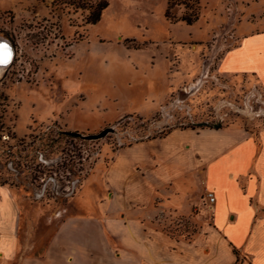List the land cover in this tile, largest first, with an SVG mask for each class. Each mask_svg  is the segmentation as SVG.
I'll use <instances>...</instances> for the list:
<instances>
[{"label":"rangeland","instance_id":"rangeland-1","mask_svg":"<svg viewBox=\"0 0 264 264\" xmlns=\"http://www.w3.org/2000/svg\"><path fill=\"white\" fill-rule=\"evenodd\" d=\"M182 1L169 9L173 20L164 16L166 0H107L89 24L84 10L56 0H0V39L14 51L0 75V177L11 182L2 184L10 193L0 190V222L16 204L17 248L39 253L57 211L85 179L103 178L115 148L175 128L264 125L258 85L212 71L215 58L236 40L234 26L264 27V0H196L190 24L178 18L188 13ZM193 63L199 71L185 80ZM106 127L112 130L94 139L71 133ZM158 146L149 141L134 148ZM154 216L175 237L197 229L171 209Z\"/></svg>","mask_w":264,"mask_h":264},{"label":"crops","instance_id":"crops-1","mask_svg":"<svg viewBox=\"0 0 264 264\" xmlns=\"http://www.w3.org/2000/svg\"><path fill=\"white\" fill-rule=\"evenodd\" d=\"M247 23L234 26L236 40L212 71L226 80H253L264 92V27L251 30ZM195 67L182 71L185 80L196 76ZM149 141L159 146L134 148ZM99 175L85 179L57 211L37 255L17 248L12 205L0 222V264H264V125L171 129L108 152ZM165 208L195 221L196 231L172 236L154 216Z\"/></svg>","mask_w":264,"mask_h":264},{"label":"trees","instance_id":"trees-1","mask_svg":"<svg viewBox=\"0 0 264 264\" xmlns=\"http://www.w3.org/2000/svg\"><path fill=\"white\" fill-rule=\"evenodd\" d=\"M61 5H70L74 8H79L81 10L85 11V17L84 22L93 24L99 19V16L102 12V10L107 5V0H56ZM176 0H166V7L164 10V16L168 19L176 20L175 17L170 16L169 9L174 4H179L175 2ZM183 4V7L188 10V13L182 14L179 18V20L184 21L186 24H190L192 21H194L197 17V2L196 0H183L181 2ZM214 128H218L219 125L215 124L213 126ZM11 184V182H7V178H1L0 177V185L2 184Z\"/></svg>","mask_w":264,"mask_h":264},{"label":"bare ground","instance_id":"bare-ground-1","mask_svg":"<svg viewBox=\"0 0 264 264\" xmlns=\"http://www.w3.org/2000/svg\"><path fill=\"white\" fill-rule=\"evenodd\" d=\"M1 41H2V39H0V42ZM10 55H11V50L9 48V45L7 43H1L0 44V75H1V71L4 69L5 63L9 59Z\"/></svg>","mask_w":264,"mask_h":264},{"label":"water","instance_id":"water-1","mask_svg":"<svg viewBox=\"0 0 264 264\" xmlns=\"http://www.w3.org/2000/svg\"><path fill=\"white\" fill-rule=\"evenodd\" d=\"M0 43H3V41H1ZM5 43V42H4ZM10 48V47H9ZM11 50V49H10ZM11 57H12V52H11V55H10V57H9V59L7 60V62L5 63V66L7 65V64H9V62H10V60H11ZM112 130V127H106V128H103L102 130H100L98 133H96V134H88V135H84V136H82V135H80L79 133H77V132H71L72 133V135H75V136H81V137H83V138H86V139H94V138H98V137H102V136H104L105 135V133L107 132V131H111Z\"/></svg>","mask_w":264,"mask_h":264},{"label":"built area","instance_id":"built-area-1","mask_svg":"<svg viewBox=\"0 0 264 264\" xmlns=\"http://www.w3.org/2000/svg\"><path fill=\"white\" fill-rule=\"evenodd\" d=\"M11 58H12V57H11ZM11 60H12V59H11ZM9 63H10V62H9ZM205 197H206V200H207L208 203H211V202L213 201V199H214L213 194H212L211 191H206V192H205Z\"/></svg>","mask_w":264,"mask_h":264},{"label":"flooded vegetation","instance_id":"flooded-vegetation-1","mask_svg":"<svg viewBox=\"0 0 264 264\" xmlns=\"http://www.w3.org/2000/svg\"><path fill=\"white\" fill-rule=\"evenodd\" d=\"M5 41H3V43H4ZM5 43H7V42H5ZM1 44V43H0ZM8 45H9V47H10V49H11V52H12V55H13V47L9 44V43H7ZM12 59V58H11ZM10 62H11V60H10Z\"/></svg>","mask_w":264,"mask_h":264}]
</instances>
